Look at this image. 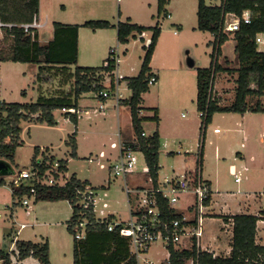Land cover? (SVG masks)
Instances as JSON below:
<instances>
[{"label": "rangeland", "instance_id": "1", "mask_svg": "<svg viewBox=\"0 0 264 264\" xmlns=\"http://www.w3.org/2000/svg\"><path fill=\"white\" fill-rule=\"evenodd\" d=\"M92 1V0H91ZM102 0L90 2L84 1L82 13H76L79 7L75 0H44V7L50 23L40 29L39 40L41 43L47 41L53 29L52 22L73 21L69 23L82 24L87 20L103 19L98 18L101 12L94 8V4H99ZM205 5H219L221 0H203ZM197 3L198 0H169L165 6V12L157 16V0H103L113 8L114 22L117 13L132 16L137 19L140 25L147 28L160 27L152 62L156 72L161 77L162 91L161 98L174 103L185 120L194 114L196 95V69L210 66L212 47L210 45L213 36L208 32L197 30ZM119 9V10H118ZM170 14L171 18L167 15ZM107 15V14H105ZM111 15V14H109ZM109 17V16H108ZM108 20V19H104ZM96 31V30H95ZM85 27H80L78 37V60L80 67H99L108 56L109 40L98 37L97 33ZM147 39L151 37V31ZM262 43L258 44V49L264 52V34L259 35ZM112 48L119 50L120 46L114 42ZM126 60L121 63V68L127 69L133 65L140 64L144 55L143 42L138 39L130 41L127 46ZM106 49V50H105ZM234 42L228 39L221 46V54L218 63L223 68L233 69L236 67ZM106 51V52H105ZM124 56L120 54L119 60ZM193 62V66L187 65L188 61ZM1 62V61H0ZM37 66L30 63H0V79L5 87L6 102H35L40 92L45 96H51L58 88V81L51 80L47 83L36 82ZM233 73L220 72L215 75L213 90L222 104H227L233 97L234 87ZM107 84V80H106ZM41 86V91L38 89ZM66 86L64 90H67ZM156 85L149 87V91L142 96L141 114L152 116V108L156 105ZM24 91V95L21 92ZM119 93L122 98L129 97L130 92L125 88L122 81L119 86ZM183 98V99H182ZM108 105H104L103 114L98 109L101 104L93 93H86L80 98L78 105L80 115L77 126L65 119L60 110L54 112L55 126L46 124L21 123V139L23 145L15 151L14 162L19 170L29 168L33 156V148L40 147L49 149V153L56 159L67 160V172L69 177L75 174L81 180H87L93 187L100 188L96 191L98 205L107 202L109 209L113 211L118 219L128 218L126 197L122 190V180L114 179L109 175L108 170L99 169L95 162H89L87 158L97 155L100 151L110 153L109 144L118 142L117 125H120L121 135L132 136V128L129 120V110L126 106L119 108V114L112 106L114 97L109 98ZM183 100V102H182ZM84 111H88L87 114ZM213 124L207 129L208 136L212 135V140L205 144L203 157V173L210 179L215 180L213 202L208 213L215 214H238V213H258L264 210V114L246 113L244 119L240 115L217 113L213 116ZM146 133L152 134L153 122L143 123ZM217 128L221 133L213 134V129ZM76 130L77 158L69 156V148L65 145L68 136ZM242 132L239 135V132ZM227 134V136H223ZM243 136V137H242ZM243 139V140H242ZM177 142L169 143L166 148L161 144L159 150V173L161 180L164 176L170 175L172 169H177L182 164L184 157L179 156L185 150H190L193 155L197 152L192 142L183 143L180 150L177 149ZM175 145V146H174ZM229 145V147H228ZM217 147L220 151L219 159L215 158L214 150ZM173 152V155H169ZM176 152V153H175ZM241 152V156L238 153ZM115 156L117 151H111ZM138 169L145 165L141 156H138ZM40 160V156L38 157ZM229 165L240 170L243 166L247 172L241 175L240 183L234 182V177L229 175ZM234 168V169H235ZM12 177H6L7 185L0 186V203H12L8 198V183ZM204 179V178H203ZM188 193L180 194V200L176 207L187 206L193 202L192 195ZM2 205V204H1ZM0 205V206H1ZM28 215L25 207L12 206L14 211L12 216L10 211L4 206L0 211V247L6 252L13 250L10 237L7 236L12 226L15 229L20 224H26L16 236L15 240H29L33 242L46 239L49 246V261L51 264H73L72 244L73 236L66 230V222L71 216V206L67 201H37L29 202ZM206 210V208H205ZM187 211V210H186ZM207 212V211H206ZM190 216L191 213L188 212ZM223 225L221 219L210 216L204 220V230L206 236H217L220 227ZM229 230L221 235L223 237V250L227 249ZM209 244L208 241L205 242ZM210 249V247H208ZM222 250L214 252L220 254ZM222 254V253H221ZM143 257L149 259L152 264H167V250L162 243L157 242L151 246L147 254ZM141 263V262H140ZM142 264V263H141Z\"/></svg>", "mask_w": 264, "mask_h": 264}, {"label": "trees", "instance_id": "2", "mask_svg": "<svg viewBox=\"0 0 264 264\" xmlns=\"http://www.w3.org/2000/svg\"><path fill=\"white\" fill-rule=\"evenodd\" d=\"M169 0H157V16L165 12V6ZM251 12L250 24H241L237 31L224 29V15L232 13L240 15L242 11ZM37 13V0H32L29 16L19 22L31 23L32 17ZM197 30L208 32L213 36L210 45L211 63L207 68L196 69V109L201 114L200 133H203L211 123L213 115L217 113L238 114L260 113L264 114V52L258 50L255 37L264 34V0H221L219 5L207 6L203 0L197 3ZM3 23L6 19L0 16ZM52 39L41 44L38 42L36 30L34 36L26 34L21 27H1L0 61L14 63H30L37 66L36 82L39 84L57 80L58 88L51 96H45L40 92L35 102H4L0 101V160L10 164L15 173L20 170L14 162L15 151L23 145L21 139V123L46 124L55 126L54 112L66 110L63 115L75 127L79 117L67 110L79 109L78 102L82 95L93 93L97 99L105 102L110 96L103 98L105 91L112 92L114 88V74L116 65L110 59L112 48L108 51L107 58L99 67H80L78 60V30L85 27L90 30L108 29L112 24L107 20H87L80 25H65L53 22ZM117 42L127 44L131 39L139 37L146 31H151L149 46L143 47L144 55L141 60L139 72L134 77H123L118 83L124 81L130 91L128 98L120 99L119 104L126 106L130 113L131 127L134 139L123 141L127 149H131L143 157L149 168L154 186H157L159 172L160 139L158 132L142 136L144 133L142 123L152 121L158 124L157 110L152 108V116L141 114L142 96L149 91L148 81L156 74L151 71L150 61L154 53L160 27L147 28L132 23L130 19L118 22L115 26ZM232 39L234 42V54L236 67L223 68L218 63L221 54V46ZM104 62H108L104 66ZM220 72L235 74L233 97L227 104H220L217 98L212 96V87L215 75ZM106 79L110 80L109 86H105ZM69 86L67 90H64ZM38 89L41 91V86ZM24 91L21 92L24 95ZM65 145L69 148V156L77 158L76 130L68 136ZM202 145V142H201ZM201 151V150H200ZM201 152H199V155ZM40 156V163L38 157ZM200 159V156H199ZM59 163V170L67 172V160L56 159L49 153L48 148H33V156L30 167L34 171L44 173L51 168L55 161ZM200 163V160H199ZM6 184L5 179L0 178V186ZM11 190L13 206L19 205L23 197L29 196V187L23 184L16 185L14 179L8 183ZM93 191L100 188L93 187L89 181L81 180L75 174L69 176L64 186H35V198L37 201H67L71 206V216L66 222V230L73 236L72 259L73 264H137L134 256L130 254L128 241L119 235L117 230L107 231L106 223L113 216L107 218L102 224L93 221L91 208L77 207L81 200L79 192L85 187ZM208 199L205 201L207 204ZM157 203L161 211L162 220L169 222L173 219H181L182 215L170 207L165 199L157 195ZM224 221L231 219V238L229 241L230 252L228 255H214L207 250L197 249L195 244L190 248H177L169 245L168 264H264V245L256 243V223L258 216L252 214H237L223 216ZM86 219L88 224L82 239H75L74 224ZM10 236V232L7 234ZM27 258L37 260L39 264H51L49 261V246L45 239L42 242L29 240H15L13 250L6 252L0 247V264H22Z\"/></svg>", "mask_w": 264, "mask_h": 264}, {"label": "built area", "instance_id": "3", "mask_svg": "<svg viewBox=\"0 0 264 264\" xmlns=\"http://www.w3.org/2000/svg\"><path fill=\"white\" fill-rule=\"evenodd\" d=\"M167 17H169V15H167ZM250 22L251 12L249 10L242 11L240 15L232 13L224 15V29L226 31H237L241 24H250ZM38 26L39 24L34 19L31 23L25 24L21 28H23L26 34L33 37L34 32L31 30H36ZM259 35L260 34L255 37L256 44L262 43ZM149 44L150 39H145L143 41V47L147 48ZM110 59L117 66L119 62V53L117 49L112 48ZM107 65L108 62H104V66ZM106 80L107 84L105 81L104 85L109 86L110 80ZM155 83L156 78L152 76L148 81V86L150 87ZM101 95L103 98L108 96L114 97L119 104L121 94H119L118 90V79L114 78V88L112 92L105 91ZM94 97L97 99V95L94 94ZM100 103L98 109H95L93 113H95V111H100V113L103 114V110L105 109L104 104L102 102ZM62 111L65 112L66 110ZM67 111L71 114H77L78 117L81 113L80 109H69ZM84 113L87 114L88 111H84ZM200 116L201 114H199V117ZM214 132H218V130H214ZM117 136L118 142L109 144V150L117 151L115 156H113L112 153L107 154L104 151H100L97 155L87 159L89 162H95L99 169L108 170L112 178H119L122 180V190L126 197L128 218L125 220L118 219L116 214L109 209L107 202L103 201L99 206L96 199V191H93L88 186L85 187L83 191L79 192L81 200L76 203V206L83 207L84 209L90 207L93 214V221L97 224H102L107 218L113 216L112 220L106 223V229L109 232L117 230L120 236L127 239L130 254L135 257L137 264H152L148 258L143 256L147 254L151 246L157 242L162 243V246H164L166 250L169 245H174L177 248H186L182 246L185 242H189L190 246L195 244L197 249L203 250L200 242L203 236L205 201L210 196V187L208 183L202 179L199 167L193 174L182 173L173 176H164L161 180H158L157 186H154L148 166L145 164L141 170L138 169V156H141V154L125 148L118 134ZM142 136H145V133H143ZM38 163H40V160ZM138 172L145 176L144 179L148 186L140 189L130 188L126 182V178ZM230 174L234 177L235 182H240V172L231 168ZM12 178L16 185L23 184L29 187L30 195L23 197L19 204L25 207V212L28 215V210L30 208L29 202L35 198V186H64L69 177L66 175V172L59 170V163L56 160L51 168L44 171V173L34 171L33 168L29 166V168L15 173ZM182 193H190L193 196V217L187 219L182 216L181 219H173L169 222L163 221L157 203V195L165 199L168 205L173 208ZM2 208L3 207L0 206V211ZM87 224L88 221L86 219L79 220L74 224L75 239L79 240L84 237ZM26 226V224H20L16 229L14 228L10 231L9 237L12 244L18 232L26 228ZM188 264H192V261H189Z\"/></svg>", "mask_w": 264, "mask_h": 264}, {"label": "crops", "instance_id": "4", "mask_svg": "<svg viewBox=\"0 0 264 264\" xmlns=\"http://www.w3.org/2000/svg\"><path fill=\"white\" fill-rule=\"evenodd\" d=\"M84 1H88V0H75L76 4L79 6L77 8L76 13L80 14L83 11H85V12L87 11V9L86 10L83 9L84 8V6H83ZM89 1L92 2V1H95V0H92V1L89 0ZM31 2H32V0H0V16L5 18L6 22H7V23H3L0 20V39L2 38L1 27H7V28H10V27H22L25 24H29L27 22H19L17 20H19V19L20 20H24V19L28 18L29 11L31 9ZM46 2H47V0H46ZM45 5L46 4H44V0H37V13L34 14V16L32 17V21L35 19L37 21V23L39 24L38 28H36V32L38 34V42L39 43H41L40 40H39L40 29H42L43 27L47 26L50 23V21L48 19V15L46 13V9L47 8L44 7ZM94 6H95L94 8H96V6H97L96 9H98L101 12V14H102V15H98L97 17L98 18H103L101 20L108 19L107 21H109L112 24L111 28L96 30L95 31L97 33L96 35H98V37H102L104 40H109V43H108L109 49L112 48V47H110L111 44H113L115 42L117 44V46H120V48L118 50L119 56H120V54H122L124 56L122 59L119 60L117 66H116V69L114 71V78L121 79L123 77H134V76H136L138 74V72H139L141 62H140V64L133 65V66L127 68V69L121 68V63H123L126 60V58H127V57H125V54H126V51H128L127 46L129 45V42L132 41V40L134 42V41L138 40L139 37L136 38V39H131L127 44H123V45L119 44L117 42V31H116L115 26H116V24L118 22H124L126 19H130V21L132 23H135V24H138V25H140L138 23L140 21H138L137 19H132L133 17L128 15V13L124 15V14L120 13V11H118L116 21L114 22L113 21L114 20V15H112L113 8L111 6H109L107 4L106 5L103 4V0L99 4H94ZM105 14H107V15H105ZM109 14H111V15H109ZM168 15H169L168 18H171V15L170 14H168ZM69 22H73V21H63V22H58V23L65 24V25H75V23H69ZM140 26H143V25H140ZM79 31H80V28L78 30V37H79ZM52 35H53V29L51 30L50 35H48V37H47L48 39H47L46 42H48L49 40L52 39ZM148 35H149V32H147V31L142 33V35H141L142 40L141 41L143 42L145 39H147ZM46 42H44V43H46ZM44 43H41V44H44ZM115 49H117V48H115ZM258 50L260 51V49H258ZM152 60L153 59L151 58L150 68H151V71L154 74H156V76H157L156 83L154 84V85H156L155 90H156V93H157V97H156L157 101H156V105L153 107V109L157 110V116H158V124L156 125L153 122L152 133L155 131V129L157 130L158 136H159V139H160V144H162L165 148H166V146L169 145L170 142L174 143V144H175V142H177L178 143L177 144V149L180 150L181 147H183V143H187L189 141L194 144L195 148H197V152L195 153V155H193V152L191 151V149L190 150H185L183 152L184 155H181V153H177L179 155L177 157H180V156L184 157L182 159L183 160L182 164L176 170L172 169L170 175H167V176H173L175 174H182V173H191V174H193L194 172H196L197 168L199 167L200 175H201L202 179L204 178L203 180L206 181L208 183L209 187H210V196L208 198L207 204L205 205L206 210H204V212H205L204 220L206 218H210V216H214V217L216 216L219 219H221V221L223 223V225L220 227L221 231L218 232V235L215 236V237L208 236V235L206 236L205 230H204V227H203V236H202L200 245H201L203 250H207L209 252H212L214 255H218V253L214 252L217 249L222 250L221 253L223 255H228L229 252H230L229 241H230V238H231V223H230L231 219H228V221H224L222 217L223 216H233V215H237V214H223V213H220V214L213 213L212 214V213H208V211H209L208 209H210L211 204L213 202L212 198H213V195H214V192H215V188H214L215 180L213 182V180L210 179V175H208V177L205 176V174L203 173V168H202L205 144H206L207 141L210 143L211 140L213 139L212 135L208 136V133H207V129L209 128V126L211 124H213V121H214L213 117H212L211 123L205 129V131L203 133V137H201V133H200L201 119H200L199 113H198V111L196 109V95H195V110H194V114L192 116H190V117H187L185 120H183L184 118H182V116H179V112H178L177 107L173 106L174 103H172L171 101L170 102L165 101V100H163L161 98V93L160 92L162 91V88H163L162 87V81H161V77L156 72L155 67H153ZM8 62L11 63V61H1L0 63H8ZM234 79H235V76H234ZM120 84H121V82L118 83V90H119ZM124 85H125V88L128 89L127 86H126V82H124ZM5 91H6L5 87L2 84V81L0 79V101L6 102V98L4 97L5 95H3L5 93ZM196 92H197V89H196ZM213 93H214V90H213V87H212V96L214 98L218 99V97L215 94H213ZM120 99H125V98L121 97ZM98 101L101 102L100 100H98ZM109 101L110 100L107 99L105 102H102V103L104 105H108ZM182 102H183V100H182ZM220 104H222L221 101H220ZM112 106H113V108H114V110L116 112V115L118 116L119 108H121L123 105L118 104L116 102V99H114L113 103H112ZM79 109H80V107H79ZM61 112L63 113V111H61ZM253 114H259V113H253ZM233 115H238V114H233ZM244 115H246V114H244ZM244 115H240L242 117V119H244ZM66 120L69 121L68 119H66ZM129 120H130V113H129ZM130 125H131V121H130ZM117 126H118V128H117V132L118 133L117 134L119 135V138H120V140L122 142L123 141H131V140L134 139L133 130H132V133H133L132 136H124V135H121L120 125H117ZM142 128H143V131H144L145 135H150L151 134V133L149 134V133L145 132V129L143 127V123H142ZM214 130H218V129L214 128L213 132H212L213 134H220L221 133L219 130H218V132H214ZM240 133L242 134L241 131L239 132V135H241ZM223 136L225 137V136H227V134H224ZM201 142H202V145H201ZM228 147H229V145H228ZM111 151L112 150H110V153H111ZM198 152H201V154L199 155L200 156V159H199L200 163L198 162V158H199ZM219 153H220L219 149L217 147H215L214 155H215L216 159H219V156H220ZM173 154H174L173 152L169 153V155H173ZM238 155L241 156L242 155L241 152H239ZM231 168H235V167L229 165L228 171H229V175L230 176H232L230 174ZM235 170L237 172H240L241 175L243 174V172H247V168L245 166H243L240 170H237L236 168H235ZM5 178H3V179H5ZM144 178H145V176L138 172V173H135V174L127 176L126 182L128 183L130 188H138V189H140V188L148 186L146 184ZM158 180H159V177H158ZM235 183L239 184L240 182H235ZM6 185H7V182L3 186L5 187ZM8 189H9V192H8L7 195H8V198L9 197L11 198L12 203L2 202V203H0V205L2 204L1 206H4L7 210H9L10 214L12 216V213L14 211V208H13L14 206H13V200H12V196H11V190H10V188H8ZM188 194L190 195V193H188ZM180 198H181V196H179L178 201L180 200ZM192 198H193V196H192ZM192 204H193V202L192 203L190 202V203L187 204V206H185V205L184 206H179V207L174 206L173 208L176 210L177 213L181 214L183 217H186L187 219H191L193 217ZM188 212L191 213L190 216L188 215ZM238 214H249V213H238ZM252 215H255V216L259 217V220L256 223V243L259 244V245H264V210H260V211H258V213H254ZM203 223H204V221H203ZM14 228L15 227L12 226L10 231L13 230ZM227 230H229L228 231L229 232L228 241L225 242L227 244V249L223 250L222 239H223L224 236L222 237L221 232H222V234H224L225 232H227ZM18 234H19V232H18ZM43 240H45V239H42L41 241H38V242H42ZM206 241H208L209 244H206L205 243ZM182 246L186 247V248H190L191 247L189 242L183 243ZM208 247H210V249H208ZM168 256H169V254L167 252V258L165 259L167 264H168V262H167ZM22 264H39V263L37 262V260H35L33 258H27V259L22 261Z\"/></svg>", "mask_w": 264, "mask_h": 264}, {"label": "water", "instance_id": "5", "mask_svg": "<svg viewBox=\"0 0 264 264\" xmlns=\"http://www.w3.org/2000/svg\"><path fill=\"white\" fill-rule=\"evenodd\" d=\"M187 65L189 67L193 66V62L191 60L188 61ZM15 175L14 168L8 164L7 162L0 160V178L12 177Z\"/></svg>", "mask_w": 264, "mask_h": 264}]
</instances>
